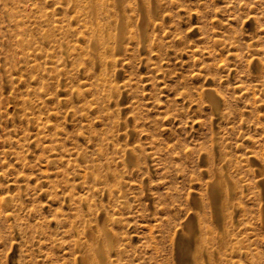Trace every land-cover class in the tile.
I'll list each match as a JSON object with an SVG mask.
<instances>
[{"label":"rangeland","instance_id":"rangeland-1","mask_svg":"<svg viewBox=\"0 0 264 264\" xmlns=\"http://www.w3.org/2000/svg\"><path fill=\"white\" fill-rule=\"evenodd\" d=\"M69 1L0 0V264H264V0Z\"/></svg>","mask_w":264,"mask_h":264},{"label":"bare ground","instance_id":"bare-ground-1","mask_svg":"<svg viewBox=\"0 0 264 264\" xmlns=\"http://www.w3.org/2000/svg\"><path fill=\"white\" fill-rule=\"evenodd\" d=\"M76 1L79 2L80 0H76ZM81 1L83 2V4L81 5V8L79 6L78 7L89 18L91 26H92L93 35L94 36L96 35L97 41H99V45L106 43V41H105L106 37L104 36V34L107 32L109 27H111L110 25L115 26L116 32H115V34L114 33L112 34L111 32H109L107 38L108 39L112 38V40H115V41L118 40L120 42L123 41L125 33H126V21L129 20V19L126 20L127 19V11L125 10L126 9L125 0H111L112 4H113L112 9H110V4H109L110 0H81ZM73 4H75V3L73 2ZM78 7H77V11L75 10L76 12H78V10H79ZM80 10H79V12H80ZM134 10H136L137 12L139 11L138 25H139L140 29H138V32H137L138 34L137 33L136 34L138 36L142 37L144 35V27H146L147 21H149L152 13L155 11L154 5H152V2H148L146 4L138 2V6ZM108 49H110L109 45L107 46V50ZM102 60H104V59H102ZM216 184H217V182H216ZM212 191H213V193L211 194V196L213 195V197H214L213 203L211 202L213 204L212 205V211L215 213L214 215H216L217 217H218V215L222 216L223 215L222 210H221V207H222L221 204L222 203L219 204V198L220 197H218V194H217L220 192V190L218 187H214ZM199 223H200V220H199ZM189 227H188L189 228V234H192L193 230H197L196 229L197 227H195L192 222H190ZM88 232H90V231H87V233ZM103 234L105 235V233L98 231V234H96L94 241L88 242L87 254H86V256H84V258L82 257L84 264H105L106 263V259H105L106 252L113 249V247L110 244L108 239L105 242L103 241V239L101 240ZM217 234L218 233H216V235ZM218 236H220V235H218ZM218 238L219 237H217V239ZM207 239H208V237H204L203 232H202V234L197 236V241L199 242V246H198V249H197V252L195 253V255L193 253V259L191 256L192 252L189 249L187 251L186 249L183 248V250H181V252H180V264H216L215 260L212 259L213 255L208 252V248L206 246V243H207L206 240ZM215 239H216V237H215ZM220 240L224 241L225 237L220 236ZM190 258L192 259L193 262L190 260Z\"/></svg>","mask_w":264,"mask_h":264}]
</instances>
